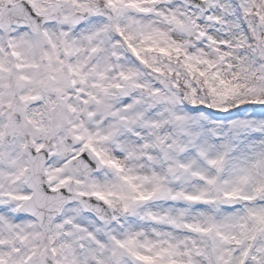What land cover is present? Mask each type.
Listing matches in <instances>:
<instances>
[{
  "label": "snow or ice",
  "instance_id": "6c2138e0",
  "mask_svg": "<svg viewBox=\"0 0 264 264\" xmlns=\"http://www.w3.org/2000/svg\"><path fill=\"white\" fill-rule=\"evenodd\" d=\"M0 264H264V0H0Z\"/></svg>",
  "mask_w": 264,
  "mask_h": 264
}]
</instances>
